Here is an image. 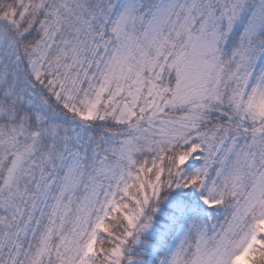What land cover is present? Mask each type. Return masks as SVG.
I'll return each instance as SVG.
<instances>
[{"label": "snow or ice", "instance_id": "1", "mask_svg": "<svg viewBox=\"0 0 264 264\" xmlns=\"http://www.w3.org/2000/svg\"><path fill=\"white\" fill-rule=\"evenodd\" d=\"M0 264H264V0H0Z\"/></svg>", "mask_w": 264, "mask_h": 264}]
</instances>
